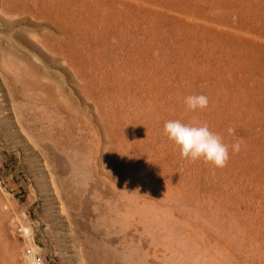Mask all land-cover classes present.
<instances>
[{"label": "rangeland", "instance_id": "obj_1", "mask_svg": "<svg viewBox=\"0 0 264 264\" xmlns=\"http://www.w3.org/2000/svg\"><path fill=\"white\" fill-rule=\"evenodd\" d=\"M5 202L45 264H264V0H0V264H30Z\"/></svg>", "mask_w": 264, "mask_h": 264}, {"label": "clouds", "instance_id": "obj_2", "mask_svg": "<svg viewBox=\"0 0 264 264\" xmlns=\"http://www.w3.org/2000/svg\"><path fill=\"white\" fill-rule=\"evenodd\" d=\"M184 102L191 111L204 110L209 104L207 96L203 94L189 95ZM164 134L179 148L183 159L193 162L202 159L216 168L225 167L229 160V145L206 123L186 124L180 120H168L164 124ZM231 148L233 152H239L240 142L232 144Z\"/></svg>", "mask_w": 264, "mask_h": 264}, {"label": "built area", "instance_id": "obj_3", "mask_svg": "<svg viewBox=\"0 0 264 264\" xmlns=\"http://www.w3.org/2000/svg\"><path fill=\"white\" fill-rule=\"evenodd\" d=\"M7 224L14 235L23 242V259L30 264H45V257L35 240L34 223L26 210L11 207L8 202L3 205Z\"/></svg>", "mask_w": 264, "mask_h": 264}]
</instances>
